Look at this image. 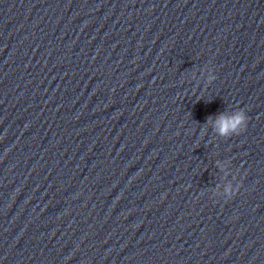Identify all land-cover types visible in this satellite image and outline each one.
<instances>
[{
  "label": "water",
  "instance_id": "95a60500",
  "mask_svg": "<svg viewBox=\"0 0 264 264\" xmlns=\"http://www.w3.org/2000/svg\"><path fill=\"white\" fill-rule=\"evenodd\" d=\"M0 264H264V0H0Z\"/></svg>",
  "mask_w": 264,
  "mask_h": 264
},
{
  "label": "clouds",
  "instance_id": "9594fccd",
  "mask_svg": "<svg viewBox=\"0 0 264 264\" xmlns=\"http://www.w3.org/2000/svg\"><path fill=\"white\" fill-rule=\"evenodd\" d=\"M247 123V116L243 111H231L230 113H221L214 120L211 121L213 131L218 137L227 138L238 134ZM217 168L223 174L222 190L221 185L213 191V196L222 199H231L235 194L233 184L226 182L229 176L228 165L226 162L218 163ZM235 180V177H233Z\"/></svg>",
  "mask_w": 264,
  "mask_h": 264
}]
</instances>
